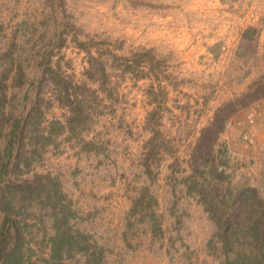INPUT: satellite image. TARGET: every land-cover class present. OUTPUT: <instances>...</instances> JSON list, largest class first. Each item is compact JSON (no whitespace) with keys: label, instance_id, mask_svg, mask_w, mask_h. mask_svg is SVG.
<instances>
[{"label":"rangeland","instance_id":"374dc122","mask_svg":"<svg viewBox=\"0 0 264 264\" xmlns=\"http://www.w3.org/2000/svg\"><path fill=\"white\" fill-rule=\"evenodd\" d=\"M23 67L42 80L16 169L41 184L19 198L24 264H87V245L94 264H261L204 194L264 207V154L242 140L264 100V0H0L1 107Z\"/></svg>","mask_w":264,"mask_h":264},{"label":"trees","instance_id":"16d2710c","mask_svg":"<svg viewBox=\"0 0 264 264\" xmlns=\"http://www.w3.org/2000/svg\"><path fill=\"white\" fill-rule=\"evenodd\" d=\"M44 60L46 62H43ZM48 61L44 54L36 52L30 65L33 72L35 70L40 72L42 69L43 75L50 73L54 83L59 86L61 79L58 73L52 70ZM125 61L126 64L129 63L127 59ZM99 66L100 81L104 91L107 92L105 85L109 80L108 73L103 62L99 63ZM14 80L20 90L19 95L15 94L16 99L14 98L13 101L19 100L21 96V101L17 105L7 109V96L1 92L3 104L2 107L0 106V264H24L26 236L22 232V222L19 220L22 208L19 198L27 193L32 194L41 185L37 183L38 176L36 179H17L16 173L18 176L19 174L16 169H19V160L24 156L23 150L29 127L35 126L41 114L39 93H35L34 100H31L29 106L28 101L32 98L33 91L41 86L42 80L28 74L24 67ZM65 88L67 90L63 97L68 99L72 115L68 122L70 125L80 123L84 118L82 111L77 107L79 102L71 100L69 87ZM58 90L62 92L63 89L58 88ZM43 138L47 136L43 135ZM204 195L206 206L214 217L224 242L231 243L233 237H243L246 242V246L243 247L247 248L245 256L251 260V263L264 264V207L247 198L242 192L235 194L230 192V195L226 196L223 192L205 190ZM63 236V233H57L53 238L52 257L57 243L63 239ZM86 247L87 264L99 262L100 255L92 250L91 246Z\"/></svg>","mask_w":264,"mask_h":264},{"label":"crops","instance_id":"0c3cea01","mask_svg":"<svg viewBox=\"0 0 264 264\" xmlns=\"http://www.w3.org/2000/svg\"><path fill=\"white\" fill-rule=\"evenodd\" d=\"M247 117L242 140L248 146H253L256 154H264V100L258 102Z\"/></svg>","mask_w":264,"mask_h":264}]
</instances>
